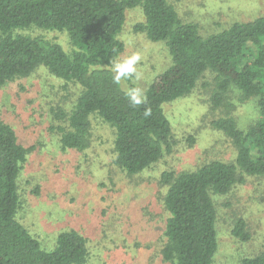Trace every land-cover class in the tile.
Listing matches in <instances>:
<instances>
[{
  "label": "trees",
  "instance_id": "trees-1",
  "mask_svg": "<svg viewBox=\"0 0 264 264\" xmlns=\"http://www.w3.org/2000/svg\"><path fill=\"white\" fill-rule=\"evenodd\" d=\"M137 6L145 20L134 29L165 43L172 63L154 77L144 93L146 102L133 107L127 89L113 83L109 64L125 50L119 34L127 9ZM32 27L66 32L70 48L22 32ZM39 67L79 88L70 110L51 109L62 149H85L91 119L99 117L114 128V162L129 175L143 173L172 151L173 127L164 106L191 94L206 72L214 77L215 107L232 87L244 99H258L260 118L247 129L230 115L213 122L235 145L234 161L212 160L195 170L161 175L168 187L163 200L169 214L164 260L216 264L219 238L213 195L229 193L246 175L264 177V14L203 35L197 23L185 22L168 0H0V89ZM31 150L0 114V264H86L85 235L63 230L48 250L17 218L19 177ZM233 234L251 239L245 219L236 221ZM242 264H264V250Z\"/></svg>",
  "mask_w": 264,
  "mask_h": 264
},
{
  "label": "rangeland",
  "instance_id": "rangeland-1",
  "mask_svg": "<svg viewBox=\"0 0 264 264\" xmlns=\"http://www.w3.org/2000/svg\"><path fill=\"white\" fill-rule=\"evenodd\" d=\"M168 1L185 22L197 23L203 35L264 14V0ZM126 15L119 34L125 50L117 58L139 52L142 60L137 67L143 78L135 85L131 80L121 83L125 89L138 86L145 93L172 59L165 43L134 29L145 20L141 7L128 8ZM22 32L70 48L66 32L37 27ZM214 88V77L208 71L191 94L165 104L173 127L172 151L143 173L129 175L114 162V128L99 117L91 119L92 135L85 149H62L51 109L70 110L79 92L76 84L52 75L45 67L8 82L0 89V114L17 131L20 142L32 147L19 177L17 218L48 250L63 230L79 231L89 240L86 264H171L162 255L169 215L163 200L168 187L161 182L162 173L195 170L212 160L234 161L235 145L213 122L230 115L241 129H247L260 118L258 99H244L234 87L215 107L211 101ZM245 178L229 193L213 195L218 215L216 264H242L244 258L264 250V177ZM240 218L247 222L250 240L233 234Z\"/></svg>",
  "mask_w": 264,
  "mask_h": 264
},
{
  "label": "clouds",
  "instance_id": "clouds-1",
  "mask_svg": "<svg viewBox=\"0 0 264 264\" xmlns=\"http://www.w3.org/2000/svg\"><path fill=\"white\" fill-rule=\"evenodd\" d=\"M141 60L142 56L139 52L124 58L110 59L109 66L113 83L120 85L122 80H131L133 85H135L137 81H140L143 77L137 66ZM126 96L133 107L139 106L141 103L146 102L147 99L143 89L138 86L129 87L126 91ZM145 114L147 115L148 113L146 112Z\"/></svg>",
  "mask_w": 264,
  "mask_h": 264
}]
</instances>
